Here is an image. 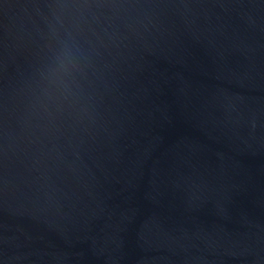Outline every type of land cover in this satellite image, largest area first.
I'll list each match as a JSON object with an SVG mask.
<instances>
[{
	"label": "water",
	"instance_id": "obj_1",
	"mask_svg": "<svg viewBox=\"0 0 264 264\" xmlns=\"http://www.w3.org/2000/svg\"><path fill=\"white\" fill-rule=\"evenodd\" d=\"M0 264H264V0H0Z\"/></svg>",
	"mask_w": 264,
	"mask_h": 264
}]
</instances>
